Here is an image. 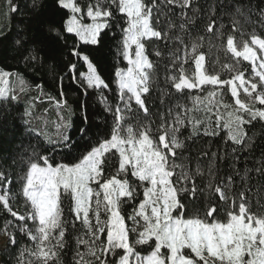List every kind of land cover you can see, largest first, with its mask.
Masks as SVG:
<instances>
[{
    "label": "snow or ice",
    "instance_id": "snow-or-ice-1",
    "mask_svg": "<svg viewBox=\"0 0 264 264\" xmlns=\"http://www.w3.org/2000/svg\"><path fill=\"white\" fill-rule=\"evenodd\" d=\"M262 3L53 0L61 20L48 25L47 39L63 42L75 57L72 81L85 95L97 92L112 120L93 132L87 115L79 127L61 116L54 138L36 130L43 142L21 141L0 162V205L19 222L4 225L8 246H16L17 231L32 242L16 264H63L73 239V264H264V36L248 31L264 26ZM40 6L31 0L32 11ZM28 8L26 0H9L11 12ZM108 33L126 65L115 66L110 82L90 55ZM11 43L17 64L33 75L55 70L27 25ZM78 66L86 68L79 76ZM64 78L60 108L68 107ZM111 84L114 104L104 93ZM33 85L42 93L40 82ZM33 85L19 69L0 70L6 119ZM31 115L29 105L25 126ZM220 129L227 133L223 153L204 147Z\"/></svg>",
    "mask_w": 264,
    "mask_h": 264
},
{
    "label": "trees",
    "instance_id": "trees-1",
    "mask_svg": "<svg viewBox=\"0 0 264 264\" xmlns=\"http://www.w3.org/2000/svg\"><path fill=\"white\" fill-rule=\"evenodd\" d=\"M21 2H24V0H12V3ZM26 2L29 8L25 10V14L21 15L10 11L9 0H0V70L16 71L19 69L30 85H33L34 81H38L43 85V90L41 93L33 85L31 91L21 97L19 104L16 106L18 110H8L10 116H8L7 119L6 114L0 112V162L7 160L8 151L18 147L21 141H23L25 145H27L29 141L34 144L37 143V141L43 142V137L35 136L36 130L42 132L45 130L50 132L53 131L56 122L52 120L51 108L57 106L56 100L60 99V76L65 77L62 81V91L67 100L68 107L61 108V110L66 119H71L75 126L79 127L84 125V117L87 115L88 126L93 132L97 129L101 131L105 129V119H107L109 124L112 120V116L105 112V106L101 102L100 95L97 92L90 89L87 95H85L83 89L72 81V73L68 72V65L75 62V57H70L68 55L66 49L63 47V42L47 39L46 30L48 25L50 23L59 25L61 20V13L54 8L53 0H41V6L35 11L31 9V0H26ZM201 2H203V0H201ZM253 3H262V0H253ZM262 6H264V3H262ZM256 19L258 18L253 17V20ZM25 25H27V36L29 38H35L37 44L45 48V58L49 60V63L54 65L55 70L53 72H46L43 76L33 75L32 72L26 70L22 64H17L16 59L13 58L11 38L14 37L16 33L20 32ZM253 28H255L257 34L264 36V26L260 23L249 24L248 31H252ZM5 36L9 37V39L5 40ZM71 43L72 41L70 40L69 44ZM116 43L117 40L113 39L111 33H108L104 36L101 46L90 53L91 59L96 64L99 73L106 82L111 81V73L117 64L126 66L122 60L116 58ZM203 51L207 52V48L203 49ZM208 60L209 70H212L214 67L213 62L216 60L214 52L208 56ZM215 68L219 71L218 65H215ZM81 71H86V68L78 66L76 75L79 76ZM223 75L226 76L227 73H223ZM110 86L113 91L109 92L105 89L104 93L108 97V103L114 104L116 100V96L114 95L115 86L114 84ZM156 94H158V90L154 88V95ZM49 97L54 99H49ZM156 103L157 106H159L158 100ZM29 105H31L32 115L28 118L30 120V125L25 126L21 116L23 115L24 109ZM155 111L156 109L153 108V112ZM195 115L202 117L203 113H195ZM29 127L33 130L31 134L28 132ZM226 134V130L220 129L219 135L211 138L212 142L210 145L206 144L204 147H210L211 151H220L223 153L225 147L223 138L226 137ZM251 134L252 131L250 130L249 135ZM204 139L209 140V138ZM199 146L200 145L197 144L196 148ZM80 151H82V149ZM79 154V151L73 152V156H78ZM193 155H195V149H193ZM243 155H246V153ZM61 159L62 157L58 155L57 161H61ZM70 159L71 157L63 158V162H68ZM242 165L243 160L241 161V166ZM219 167L221 168L222 174L228 171L224 162H221ZM13 191H18V184H13ZM253 203H255V197L253 198ZM12 208L13 210L19 211L21 214L24 212V208L19 201H13ZM130 211L131 208L126 206L125 214ZM65 214L67 215V205L65 206ZM9 221L19 223L4 211L2 205H0V233L5 234L4 225ZM8 231L12 232L14 229L9 227ZM16 239V246L9 247L7 236L5 247L0 249V264H16V256L19 254V250L25 246H32V242L28 241L27 238L18 231L16 232ZM74 250L75 241L73 239L70 247L61 253L63 264H73Z\"/></svg>",
    "mask_w": 264,
    "mask_h": 264
},
{
    "label": "rangeland",
    "instance_id": "rangeland-1",
    "mask_svg": "<svg viewBox=\"0 0 264 264\" xmlns=\"http://www.w3.org/2000/svg\"><path fill=\"white\" fill-rule=\"evenodd\" d=\"M51 109H52V111H51L52 120L56 122L54 124L55 126L53 127V131L52 132L47 131V130H45L43 132L47 133L49 136H52L54 138L55 134H56L57 123L60 121L61 116H63L64 118H65V116H64L61 108H59L58 106H53V108H51ZM6 241H7V235L0 233V249L5 247ZM33 264H40V262L36 261L34 259Z\"/></svg>",
    "mask_w": 264,
    "mask_h": 264
}]
</instances>
